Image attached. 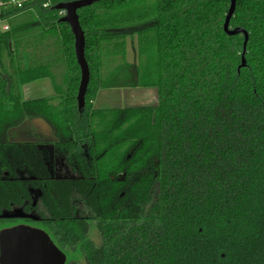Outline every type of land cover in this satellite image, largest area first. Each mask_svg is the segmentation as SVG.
Segmentation results:
<instances>
[{"label": "trees", "instance_id": "trees-1", "mask_svg": "<svg viewBox=\"0 0 264 264\" xmlns=\"http://www.w3.org/2000/svg\"><path fill=\"white\" fill-rule=\"evenodd\" d=\"M69 1L0 6V211L37 181L46 230L85 264H264V0H236L229 26L248 33L239 69L244 35L223 29L229 0L78 9L90 72L82 112L74 36L54 8ZM45 77L56 97H22L21 85ZM136 87H156L158 104L93 106L100 89ZM31 118L53 128L77 178H51L41 150L9 140Z\"/></svg>", "mask_w": 264, "mask_h": 264}, {"label": "water", "instance_id": "water-1", "mask_svg": "<svg viewBox=\"0 0 264 264\" xmlns=\"http://www.w3.org/2000/svg\"><path fill=\"white\" fill-rule=\"evenodd\" d=\"M99 0H73L56 4L54 8L64 11L61 22L69 25L74 36V52L80 68V81L76 95L78 110L82 111L85 94L90 80L88 63L85 58V35L79 22L77 10ZM229 8L224 20L223 29L227 35L243 34V51L241 63L244 67L248 33L240 28H230V19L234 13L236 0H229ZM18 210H4L0 218L16 216ZM66 255L56 246L50 236L37 227L19 224L0 229V264H64Z\"/></svg>", "mask_w": 264, "mask_h": 264}, {"label": "flooded vegetation", "instance_id": "flooded-vegetation-1", "mask_svg": "<svg viewBox=\"0 0 264 264\" xmlns=\"http://www.w3.org/2000/svg\"><path fill=\"white\" fill-rule=\"evenodd\" d=\"M32 119L33 118L28 119L19 126L11 129L8 135L9 140L14 141L16 143L34 144L39 150H41L44 153V159L48 167V170L50 172L51 178L53 179L77 178V176L71 170L70 166L66 163L64 155L56 152L55 145L57 143V138L55 136L53 128L43 119L42 122L34 121V120L32 121ZM36 122H39L44 127L48 126L49 134H36V130H37L36 128H40V126L36 124ZM17 134H24L25 137L15 138ZM27 179H34V178L30 176L27 177ZM26 191H27V196L23 198L22 203L20 205H13L9 208H3L0 211V215H1V213L4 210H12V211L15 209L18 210L16 216L0 218L1 221L0 229L14 225L24 224V225H29L43 229L50 236L49 232L46 230L44 224V218H42L39 214V207L40 205H42V195H43L41 185L37 181H35L31 184L26 185ZM81 203L82 200L80 198H75L73 201L74 208L78 209ZM60 250L65 254V251L63 249ZM66 262L64 264H66Z\"/></svg>", "mask_w": 264, "mask_h": 264}, {"label": "rangeland", "instance_id": "rangeland-1", "mask_svg": "<svg viewBox=\"0 0 264 264\" xmlns=\"http://www.w3.org/2000/svg\"><path fill=\"white\" fill-rule=\"evenodd\" d=\"M129 60L137 62L136 42L132 48H128ZM40 82H32L20 86V93L24 99L37 96H42L41 93H37L40 89ZM25 86H28V91L25 90ZM108 88L100 91L94 104L97 108H105L109 106H123V107H140V106H155L158 104V90L156 87H140V88ZM123 91V92H122ZM123 95V100L121 94ZM122 101V102H121ZM43 121L40 118H33L32 121ZM40 128H36V134H49L48 126H43L39 122H36ZM24 138V134H17L15 138ZM40 226V225H39ZM92 229H94L92 227ZM91 238L95 242H99V236L96 231L93 230ZM67 261H79L81 264H85V258L80 247L69 249L65 251Z\"/></svg>", "mask_w": 264, "mask_h": 264}, {"label": "crops", "instance_id": "crops-1", "mask_svg": "<svg viewBox=\"0 0 264 264\" xmlns=\"http://www.w3.org/2000/svg\"><path fill=\"white\" fill-rule=\"evenodd\" d=\"M135 42H136V37L135 36H128L127 38H126V58H127V60L129 61V62H131V63H134V61H130L129 60V53H128V48H132L133 47V45L135 44ZM36 81H38V82H40L39 83V85H37V86H39L40 87V89H39V91L37 92V93H43L42 94V96H37V97H31V98H39V97H56V95H57V93H56V90H55V88H54V85H53V83H52V81H51V79L50 78H48V77H45V78H40V79H37V80H34V81H32V82H36ZM32 82H29V83H32ZM28 84V83H27ZM136 88H140V87H136ZM144 88V87H143ZM122 89H127V88H122ZM121 89V90H122ZM25 90L26 91H28V86H25ZM101 90H103V89H100L99 90V92L97 93V96H96V98H95V100L97 99V97H98V95H99V93H100V91ZM123 92V91H122ZM123 95H124V93H122L121 94V98H122V100H123ZM26 98H28V96H26ZM59 97L57 98V99H54V102L56 103V102H58L59 101ZM95 100L93 101V106L95 107V108H97L96 106H95V104H94V102H95ZM122 102V101H121ZM116 107H123V106H109V107H105V108H101V109H110V108H116ZM40 122H42V121H40Z\"/></svg>", "mask_w": 264, "mask_h": 264}, {"label": "built area", "instance_id": "built-area-1", "mask_svg": "<svg viewBox=\"0 0 264 264\" xmlns=\"http://www.w3.org/2000/svg\"><path fill=\"white\" fill-rule=\"evenodd\" d=\"M27 1H30V0H5V1H0V6L8 4V5H14V6H17V7H22L24 5V3L27 2ZM48 5H49V2L43 3L44 7H46ZM63 13H64V11H63ZM2 29L3 30H7L8 29V25L7 24H3L2 25Z\"/></svg>", "mask_w": 264, "mask_h": 264}]
</instances>
